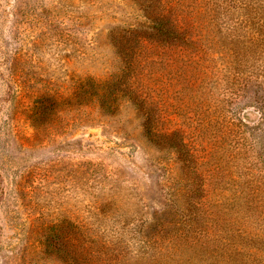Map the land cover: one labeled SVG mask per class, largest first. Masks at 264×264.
<instances>
[{"label": "rangeland", "instance_id": "rangeland-1", "mask_svg": "<svg viewBox=\"0 0 264 264\" xmlns=\"http://www.w3.org/2000/svg\"><path fill=\"white\" fill-rule=\"evenodd\" d=\"M171 5L175 41L150 35L155 0H0V264H66L33 231L103 206L118 253L97 263L264 264V0Z\"/></svg>", "mask_w": 264, "mask_h": 264}, {"label": "trees", "instance_id": "trees-1", "mask_svg": "<svg viewBox=\"0 0 264 264\" xmlns=\"http://www.w3.org/2000/svg\"><path fill=\"white\" fill-rule=\"evenodd\" d=\"M171 1L172 0H155V11H153L152 8L150 14L148 12L147 14H144V17L147 20V26L150 27V30L152 31L150 35L154 38L166 41H175L183 35V32L181 31V25L175 19L176 13L174 11V6L171 5ZM117 37L119 38V40L123 39V35L121 33H118V36L113 33V35H111L112 41L116 42ZM97 94L98 95L95 94L94 99L97 103H99V107L101 108H105L106 106L109 107L113 103H115V101H117L116 95H110L109 97L105 98L104 96L106 94H104L103 92L98 91ZM139 103L142 104L143 100L139 101ZM141 127L144 137H146L150 142H153L154 144L157 143L165 146L167 149H170L168 151H170L171 153L177 152L178 154L182 155L181 153H184V150H186L185 143L183 141H179V143H176L174 141V134L159 133L154 129L153 115L150 111H145L143 113V121L141 123ZM184 159L185 157L183 156V160ZM93 213L96 216V220L93 221L92 224L86 225L78 223L74 230L68 229L65 233L66 235H64L63 233L61 241L54 244L46 243L44 238L52 236L53 232L57 229V224L50 223L36 227L33 233L36 235L35 237L37 241V252L51 251L56 252L57 254L59 253V259L63 258V260L61 259L62 262L66 264H104L102 262L97 263V261L106 254L109 258L113 254V252H115L116 245L110 242L108 243L107 240H103L100 234L105 235V233L109 230L108 227L111 228L115 226L106 225V223L114 217L113 214L110 213L105 206L101 208L97 207ZM117 222L118 221H114L112 223ZM88 228L91 234L84 232V230H88ZM71 231L74 234H72L71 236H67V233ZM96 236H99L98 240L97 238H95ZM70 239L73 240L74 246H71V244L69 243ZM201 246H203V242H200L199 247ZM217 246L222 248L220 254L230 256L229 252L232 251L235 254H239V252L235 248H232V251H229L226 246L224 247L220 244ZM117 253L118 251H116L113 255L116 256Z\"/></svg>", "mask_w": 264, "mask_h": 264}]
</instances>
